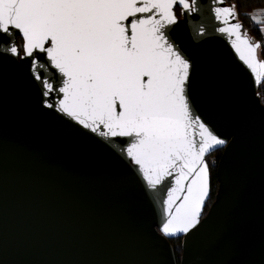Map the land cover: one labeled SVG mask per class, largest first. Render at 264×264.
<instances>
[{"label": "water", "instance_id": "water-1", "mask_svg": "<svg viewBox=\"0 0 264 264\" xmlns=\"http://www.w3.org/2000/svg\"><path fill=\"white\" fill-rule=\"evenodd\" d=\"M231 5L197 0L185 12L177 4L167 29L192 64L194 113L226 140L210 153L222 149L215 199L205 212L210 179L200 223L175 236L161 231L173 178L149 189L124 152L131 138L101 137L46 107L53 97L42 95L31 58L0 48V264H264L263 83L217 31L214 9ZM13 33L0 44L18 42ZM173 238L182 239L180 262Z\"/></svg>", "mask_w": 264, "mask_h": 264}, {"label": "snow or ice", "instance_id": "snow-or-ice-1", "mask_svg": "<svg viewBox=\"0 0 264 264\" xmlns=\"http://www.w3.org/2000/svg\"><path fill=\"white\" fill-rule=\"evenodd\" d=\"M177 4L197 11V0H0V37L17 30L22 40L0 48L31 58L42 95L53 97L46 107L101 137L131 138L124 152L149 189L173 178L163 200L161 231L167 236L200 223L210 193L205 158L226 143L190 103L192 64L167 34L178 22ZM214 12L223 25L217 31L227 36L255 84L264 83V46L244 29L236 5ZM248 15L264 32L257 14ZM204 32L203 27L194 32L193 40ZM45 57L59 80L48 72Z\"/></svg>", "mask_w": 264, "mask_h": 264}, {"label": "trees", "instance_id": "trees-1", "mask_svg": "<svg viewBox=\"0 0 264 264\" xmlns=\"http://www.w3.org/2000/svg\"><path fill=\"white\" fill-rule=\"evenodd\" d=\"M230 4L236 5V10L238 13V19L244 26V29L248 31V33L253 36L255 39L260 40L262 42V46H264V32L260 31L261 24H257L256 21L252 20L248 15L249 13H256L258 19L264 23V14L258 13V10H264V0H228ZM178 14H180V8H176ZM18 43H22L20 37H18ZM261 57L264 58V47H262ZM259 94L264 103V83L259 87ZM222 149L217 150L216 152L210 154L208 156V163L210 168V179H211V197L207 203L205 212L208 211L210 205L215 199L216 192L218 190L219 181L217 176V165L219 158L221 157ZM172 243L177 260L180 262L182 256V239L181 238H173L170 239Z\"/></svg>", "mask_w": 264, "mask_h": 264}]
</instances>
